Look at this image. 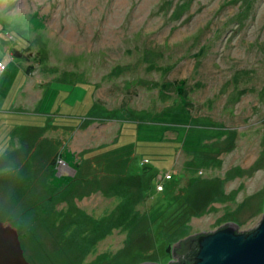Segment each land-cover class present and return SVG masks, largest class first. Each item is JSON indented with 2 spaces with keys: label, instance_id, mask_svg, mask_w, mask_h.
Returning a JSON list of instances; mask_svg holds the SVG:
<instances>
[{
  "label": "rangeland",
  "instance_id": "rangeland-1",
  "mask_svg": "<svg viewBox=\"0 0 264 264\" xmlns=\"http://www.w3.org/2000/svg\"><path fill=\"white\" fill-rule=\"evenodd\" d=\"M0 62V221L31 264H166L261 221L264 0H0Z\"/></svg>",
  "mask_w": 264,
  "mask_h": 264
},
{
  "label": "water",
  "instance_id": "water-1",
  "mask_svg": "<svg viewBox=\"0 0 264 264\" xmlns=\"http://www.w3.org/2000/svg\"><path fill=\"white\" fill-rule=\"evenodd\" d=\"M192 245L187 253L197 246L193 256H180L178 261L166 264H264V214L251 229L239 230L231 221L216 230L202 231L180 239L168 247L178 257L181 249ZM0 264H31L21 244L18 229L11 223L0 221ZM139 264H158L142 262Z\"/></svg>",
  "mask_w": 264,
  "mask_h": 264
},
{
  "label": "crops",
  "instance_id": "crops-1",
  "mask_svg": "<svg viewBox=\"0 0 264 264\" xmlns=\"http://www.w3.org/2000/svg\"><path fill=\"white\" fill-rule=\"evenodd\" d=\"M6 67V66H5ZM4 67V68H5ZM74 137V136H73ZM72 137V138H73ZM71 138V139H72ZM101 146H102V144H101ZM89 147V144L84 148V149H86V148H88ZM89 148H94V149H96V151H95V153H92L93 151H90L89 152V154L91 153V155H89L88 156V164L86 165V166H84V171L83 172H87V169L90 167V165H91V163H90V161L92 160V159H90L91 157H93V156H95V155H97V154H99V153H101L102 151H100L99 150V152H98V149L97 148H99V145L98 146H93V147H89ZM76 151V150H75ZM77 151H79V150H77ZM82 151V150H81ZM74 152V151H73ZM76 153V152H75ZM73 155L75 156V154L73 153ZM53 157V156H52ZM51 158V157H50ZM78 159V158H77ZM77 159L75 160V161H73L72 162V160H69V161H71V166L69 167V169H72V170H65V171H68V172H70V173H72V174H74V171H73V165H75V164H77L78 162H77ZM90 159V160H89ZM149 161V159L148 158H144L142 161H141V163H143V162H148ZM115 162V165H118V163H119V161L118 160H115L114 161ZM50 163H51V161H50ZM111 167H114L113 165H111ZM119 169H120V167H117V169L116 168H111V171L109 172L110 174H119ZM57 171H59V172H63V175H65L64 174V172L65 171H61V170H57ZM82 176H83V178H85L86 176L85 175H83L82 174ZM82 178V179H83ZM94 178V177H93ZM82 179H81V181H82ZM87 179L85 178V180L84 181H82V184H86L87 183Z\"/></svg>",
  "mask_w": 264,
  "mask_h": 264
},
{
  "label": "trees",
  "instance_id": "trees-1",
  "mask_svg": "<svg viewBox=\"0 0 264 264\" xmlns=\"http://www.w3.org/2000/svg\"><path fill=\"white\" fill-rule=\"evenodd\" d=\"M19 54H21V53H18V55ZM5 65V64H4ZM191 246L192 245H188V246H186L185 248H182L181 249V255L183 256V255H185V256H193L194 254H196V252H197V246L195 247V245H194V249H192V250H190L188 253H187V249L189 250V249H191Z\"/></svg>",
  "mask_w": 264,
  "mask_h": 264
},
{
  "label": "built area",
  "instance_id": "built-area-1",
  "mask_svg": "<svg viewBox=\"0 0 264 264\" xmlns=\"http://www.w3.org/2000/svg\"><path fill=\"white\" fill-rule=\"evenodd\" d=\"M3 66H4V64H1V67H3ZM168 175H169V177H171L169 173H168ZM169 177L167 176V178H169ZM157 186H159L158 189H162L163 188L162 184H158Z\"/></svg>",
  "mask_w": 264,
  "mask_h": 264
},
{
  "label": "flooded vegetation",
  "instance_id": "flooded-vegetation-1",
  "mask_svg": "<svg viewBox=\"0 0 264 264\" xmlns=\"http://www.w3.org/2000/svg\"><path fill=\"white\" fill-rule=\"evenodd\" d=\"M181 254H182V253H180V254H177V255H178V257H176V255L174 256V255L172 254V255H173V257H174L173 259H174L175 261H178V260L180 259V256H182Z\"/></svg>",
  "mask_w": 264,
  "mask_h": 264
},
{
  "label": "clouds",
  "instance_id": "clouds-1",
  "mask_svg": "<svg viewBox=\"0 0 264 264\" xmlns=\"http://www.w3.org/2000/svg\"><path fill=\"white\" fill-rule=\"evenodd\" d=\"M1 64H3V63L0 62V65H1ZM4 66H5V65H4Z\"/></svg>",
  "mask_w": 264,
  "mask_h": 264
}]
</instances>
